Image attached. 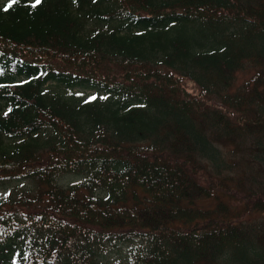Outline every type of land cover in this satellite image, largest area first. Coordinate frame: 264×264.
<instances>
[{
  "label": "trees",
  "instance_id": "obj_1",
  "mask_svg": "<svg viewBox=\"0 0 264 264\" xmlns=\"http://www.w3.org/2000/svg\"><path fill=\"white\" fill-rule=\"evenodd\" d=\"M34 2L0 1V264H264V0Z\"/></svg>",
  "mask_w": 264,
  "mask_h": 264
},
{
  "label": "rangeland",
  "instance_id": "obj_2",
  "mask_svg": "<svg viewBox=\"0 0 264 264\" xmlns=\"http://www.w3.org/2000/svg\"><path fill=\"white\" fill-rule=\"evenodd\" d=\"M0 1H4V0H0ZM1 48H3L4 46L0 43ZM46 52H34L32 53V51H29V54H27V58H30L34 61L37 60H41L42 63H46L47 61L49 62V60L51 59V57L47 54H45ZM54 59V58H52ZM61 61L58 60L57 63L53 62L54 64L53 66H55L58 69H64V70H69V71H77L79 70L80 66L84 64V61L80 62L77 61L75 59L72 58H68L67 60H65V64L60 63ZM69 68V69H68ZM250 75H246V74H241L240 78L238 79V84L242 83V81L245 78H248ZM186 88L188 89L189 92H191L194 95H198L199 94V89L196 87L195 84H193L192 82L188 81L186 82ZM83 93L85 95H89L91 94V92H85L83 91ZM81 181V178H78L76 176H68L66 177L62 184L65 186H69V185H73V184H79ZM33 188V185L31 182L29 181H19V182H13V183H8L5 184L3 186H0V201L5 199L8 195H11L13 198H17L18 196L22 195L23 193H25L27 190H30ZM126 250V245H118L116 247L113 248H107L103 254V256L101 257V261L100 264H120L123 263L122 259H121V255L123 254V252ZM124 260V259H123Z\"/></svg>",
  "mask_w": 264,
  "mask_h": 264
},
{
  "label": "snow or ice",
  "instance_id": "obj_3",
  "mask_svg": "<svg viewBox=\"0 0 264 264\" xmlns=\"http://www.w3.org/2000/svg\"><path fill=\"white\" fill-rule=\"evenodd\" d=\"M42 2V0H35V2L33 3V7H36L38 5H40ZM17 3V0H11V4H9V8L12 7L13 4ZM7 10V9H5ZM92 99H95V97H93Z\"/></svg>",
  "mask_w": 264,
  "mask_h": 264
}]
</instances>
